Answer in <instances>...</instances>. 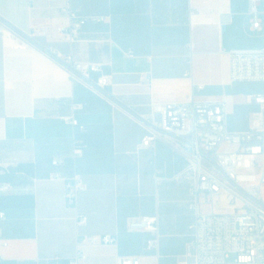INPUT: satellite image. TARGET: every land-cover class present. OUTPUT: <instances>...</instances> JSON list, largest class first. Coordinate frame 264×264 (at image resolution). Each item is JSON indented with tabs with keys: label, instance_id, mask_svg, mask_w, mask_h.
I'll use <instances>...</instances> for the list:
<instances>
[{
	"label": "crops",
	"instance_id": "obj_1",
	"mask_svg": "<svg viewBox=\"0 0 264 264\" xmlns=\"http://www.w3.org/2000/svg\"><path fill=\"white\" fill-rule=\"evenodd\" d=\"M65 1L0 0V158L10 163L0 181L12 186L0 195V264H70L83 237L103 235L115 242L82 244L84 264L119 256L176 264L192 219L185 184L173 178L184 159L161 138L136 150L147 132L141 117L153 102L224 97L227 128L248 129L258 111L248 96L264 83L231 82L226 52L264 47V0L255 31L244 29L247 0H73L79 15L106 20L83 24L72 43L54 31ZM67 55L102 65V95L71 76ZM52 172L81 177L75 209ZM150 215L160 234L153 249L149 232L126 229L128 219Z\"/></svg>",
	"mask_w": 264,
	"mask_h": 264
},
{
	"label": "built area",
	"instance_id": "obj_2",
	"mask_svg": "<svg viewBox=\"0 0 264 264\" xmlns=\"http://www.w3.org/2000/svg\"><path fill=\"white\" fill-rule=\"evenodd\" d=\"M72 1L66 0L61 5L60 19L54 25V31L69 43L78 39L86 22L106 20L104 15H79ZM258 1L247 0L250 31L260 27ZM3 31L0 20V33ZM41 34L45 35L46 31ZM226 54L231 82L264 83V47L232 49ZM63 61L73 78L99 95L109 85L101 64L76 61L71 55L65 56ZM91 73L97 76L92 78ZM143 81L150 88L149 77L144 76ZM201 88V85L194 87L195 90ZM248 100L257 105L258 111L251 116V126L243 131L227 128L224 97L153 102L149 113L141 117L147 132L136 150L151 147L161 138L184 159V167L173 178L185 184L190 196L187 209L192 219L188 226L190 238L176 264H264V196L261 193L264 186V92L251 94ZM67 120L77 125L74 117H67ZM79 152L80 146L75 142L73 155ZM62 164L61 158L51 160L54 167ZM9 165L0 158V174L5 173ZM49 178L64 180L65 204L75 209L78 195L85 189L81 177L74 174L64 178L52 172ZM11 188L9 182L0 181V195L9 193ZM3 217L0 211V218ZM78 221L83 223L85 217L80 216ZM126 229L149 232L146 248L157 247L160 237L157 215L130 218L126 221ZM114 242L115 237L110 235L83 237L70 264H84L86 256L82 244ZM117 264H138V256H119Z\"/></svg>",
	"mask_w": 264,
	"mask_h": 264
},
{
	"label": "rangeland",
	"instance_id": "obj_3",
	"mask_svg": "<svg viewBox=\"0 0 264 264\" xmlns=\"http://www.w3.org/2000/svg\"><path fill=\"white\" fill-rule=\"evenodd\" d=\"M244 26H245L244 29H248V27H249V23L244 24ZM258 161L260 162L259 159H258ZM261 193H262V195L264 196V186L261 188ZM262 240H263V252H264V235H263V237H262Z\"/></svg>",
	"mask_w": 264,
	"mask_h": 264
}]
</instances>
